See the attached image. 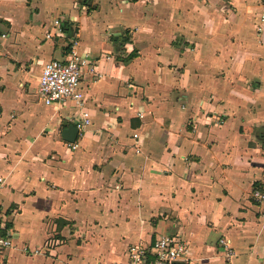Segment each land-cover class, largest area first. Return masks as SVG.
I'll list each match as a JSON object with an SVG mask.
<instances>
[{"label": "crops", "instance_id": "1", "mask_svg": "<svg viewBox=\"0 0 264 264\" xmlns=\"http://www.w3.org/2000/svg\"><path fill=\"white\" fill-rule=\"evenodd\" d=\"M262 15L263 0H0V264H126L161 235L186 242L169 264H264ZM72 51L81 109L45 104L43 64Z\"/></svg>", "mask_w": 264, "mask_h": 264}, {"label": "built area", "instance_id": "2", "mask_svg": "<svg viewBox=\"0 0 264 264\" xmlns=\"http://www.w3.org/2000/svg\"><path fill=\"white\" fill-rule=\"evenodd\" d=\"M260 20H264V15ZM86 64L87 58L78 56L73 51L65 60L53 58L45 62L38 76L37 93L40 99L45 104L72 100L81 109L83 95L80 89V76L82 67ZM89 122V114L84 110L75 120V126L78 130H84ZM76 146V143L71 144L72 148ZM250 196L254 202L264 204V173L259 181L253 183ZM2 229L4 234H0V253L13 246L10 226L4 224ZM218 241L223 246L228 243V240L222 237ZM185 251L184 240L175 235H161L154 241L153 246H130L126 264H169L183 256Z\"/></svg>", "mask_w": 264, "mask_h": 264}, {"label": "water", "instance_id": "3", "mask_svg": "<svg viewBox=\"0 0 264 264\" xmlns=\"http://www.w3.org/2000/svg\"><path fill=\"white\" fill-rule=\"evenodd\" d=\"M65 128L63 129V138L68 141H74L77 135V128L71 124L66 125V122H64Z\"/></svg>", "mask_w": 264, "mask_h": 264}, {"label": "trees", "instance_id": "4", "mask_svg": "<svg viewBox=\"0 0 264 264\" xmlns=\"http://www.w3.org/2000/svg\"><path fill=\"white\" fill-rule=\"evenodd\" d=\"M134 55V53H131L128 57L130 58V56L132 57Z\"/></svg>", "mask_w": 264, "mask_h": 264}]
</instances>
